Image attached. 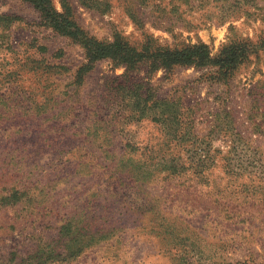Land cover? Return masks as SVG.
Here are the masks:
<instances>
[{"label":"rangeland","instance_id":"rangeland-1","mask_svg":"<svg viewBox=\"0 0 264 264\" xmlns=\"http://www.w3.org/2000/svg\"><path fill=\"white\" fill-rule=\"evenodd\" d=\"M104 1L88 9L70 0L78 23L99 39L120 32L136 45L146 34L171 46L202 40L217 54L230 39L264 35V0H163L161 8ZM136 4L140 24L129 12ZM0 13L19 17L0 23V264H36L37 251L57 246L61 225L80 212L112 231L76 258L47 264H186L183 251L191 264H264V51L227 80L211 79L212 68L150 74L102 59L78 85L87 63L80 44L42 24L25 0H0ZM139 82L179 101L200 138L214 137L221 153L209 182L187 173L136 181L120 172L121 160L154 154L165 140L158 122L127 118L129 101L115 96L121 83ZM233 145L234 173L222 159ZM15 190L21 200L4 203ZM162 224L186 239L163 240Z\"/></svg>","mask_w":264,"mask_h":264},{"label":"trees","instance_id":"trees-1","mask_svg":"<svg viewBox=\"0 0 264 264\" xmlns=\"http://www.w3.org/2000/svg\"><path fill=\"white\" fill-rule=\"evenodd\" d=\"M25 1L32 4L39 12L42 24L71 38L83 48L87 63L78 70L76 76L78 85L83 80L82 74L90 70L94 62L102 59H110L116 66H125L128 72L145 65L150 74L160 69L171 70L176 66L212 68L208 73L211 79L227 80L233 77L241 65L250 61L253 55L258 56L260 52L264 51V35L258 36L255 40L245 37L230 39L217 54H213L210 46L202 40L171 46L160 44L151 34H146L143 42L136 45L132 44L120 32H116L112 40L99 39L78 23L70 0H60V9L57 8L53 0ZM162 1L139 0L138 4L145 5L149 2L152 6L161 8ZM79 3L88 9H101L107 5L104 0H79ZM172 11L175 12L174 8ZM129 12L134 22L140 24L141 18L137 13V4L130 8ZM17 19H19L18 16L0 13V23L6 27L11 26ZM57 67L60 68V66ZM116 89V97L121 95L123 100L127 98L126 103L129 101L125 105L130 110L127 118L138 121L146 117L151 118L162 126L165 134V140L158 149L150 148L154 154L142 152L138 158L132 156L121 160L120 172L136 181L147 180L157 173H164L165 178L180 177L187 173L193 180L209 182L210 172L218 164L221 150L213 146L214 137L211 134L200 138L195 133L193 120L190 115L185 114L181 103L175 99L159 97L149 83L139 82L132 86L121 83ZM228 121L231 124L234 123L231 118L227 119ZM97 130L98 125L94 129V133ZM229 133H231L234 142H237L236 140L243 141L237 129L234 131L229 127ZM126 146L130 147L128 152L133 151L134 146L131 143H127ZM143 149H149V147L146 145ZM182 150L185 151L184 155H182ZM234 150L235 146L233 145L229 150L230 155L222 154L224 167L232 173L236 171L231 154ZM236 174L242 173L237 170ZM21 198L19 191L15 190L10 195L2 196L1 199L6 204H14ZM86 217L83 212H80L78 216H73L62 224L57 246L49 244L47 248H40L35 255L37 256L36 264H47L55 260H72L86 247L92 246L98 239L100 241L101 238H106L105 236L112 231L110 228L106 229L105 226H96L94 219ZM162 226L165 230L164 233H160L164 235L163 240L183 241L186 239L182 236V230L178 226L175 230H170L169 226L164 224ZM182 253L183 261L189 264L187 258L183 257L187 251Z\"/></svg>","mask_w":264,"mask_h":264}]
</instances>
